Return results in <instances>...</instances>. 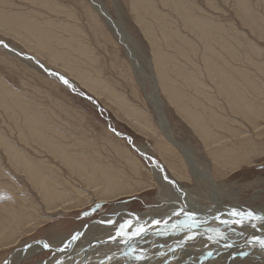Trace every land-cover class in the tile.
I'll list each match as a JSON object with an SVG mask.
<instances>
[{
    "label": "rangeland",
    "instance_id": "374dc122",
    "mask_svg": "<svg viewBox=\"0 0 264 264\" xmlns=\"http://www.w3.org/2000/svg\"><path fill=\"white\" fill-rule=\"evenodd\" d=\"M98 1L131 36L130 52L147 75L137 71L115 30L89 0H0V41L34 57L69 80L77 93L86 94L96 103L71 92L32 61L0 48V230L4 229L0 232V264L5 260L9 264L51 260L53 256L47 250L21 261L17 255L29 245L39 246L37 241L52 243L61 236L70 237L84 226L121 210L146 214L145 221H135L129 230L135 231L140 224L149 228L146 236L130 242L136 248L133 254L157 253L147 252L153 240L169 242V238H178L182 232L187 236L202 234L194 236L190 243L199 253L204 252L200 245H208L207 237L214 233L208 228L176 231L170 227L185 217L183 213L174 214L181 210L177 209L176 193L150 166L152 158L201 206L211 205L208 184L195 176L180 150L161 135L149 97L153 85L174 139L192 151L199 168H209L219 185L224 186L216 189L223 196L221 204L229 206L236 200L242 208L264 210V132L258 137L245 114L251 107L257 111L259 127L264 131V0ZM157 63L167 80L164 86L158 79ZM220 73L229 80L222 82ZM168 90H172L184 110L173 103ZM193 114L198 115L199 122L201 118L215 122L214 114L232 119L233 123L221 126L253 137L256 150H251L252 162L242 164L233 173L229 166L214 161L208 148L215 147L209 140L203 143L205 139L199 138L200 133L193 128ZM113 130L131 138L149 158L141 157ZM230 143L227 142L229 147ZM10 149L25 158L31 168H39L48 181L56 185L60 181L56 188L64 192L66 199L55 200L48 209L43 194L35 190L25 173L28 165L10 154ZM63 155L76 156L78 166L90 161L110 169L108 172L118 184L106 191L102 184L105 175L88 166L89 173L96 172L100 186L87 185L86 177L66 166ZM152 211L155 216L147 217ZM17 212L22 213L21 218ZM156 212L165 214L162 218H173L172 223L154 227L151 222L161 217ZM191 213L206 223L211 216L212 221L217 220L209 212ZM25 216L29 218L26 221ZM225 228L228 232L229 227ZM238 229L242 233L238 237L245 240L230 238L236 245L229 243L232 247L225 250L224 243L218 244L216 247L222 249L207 251H212L213 256L230 249L248 253L243 257H224L218 264H264V249L248 243L257 234L249 233L253 229L247 222ZM187 236L181 243L189 241ZM257 237L264 238V234ZM185 245L174 248L167 244V254L185 257L191 252ZM119 248L128 249L123 243L112 242L99 250L110 255ZM127 251L123 250V254ZM164 251L160 252L161 257L152 258H162L167 255H163ZM78 254L69 257L75 258L74 264H140L152 259L135 261L92 252L86 258ZM59 255L56 253L59 259L65 256ZM197 260L180 264H202L205 259Z\"/></svg>",
    "mask_w": 264,
    "mask_h": 264
},
{
    "label": "bare ground",
    "instance_id": "6f19581e",
    "mask_svg": "<svg viewBox=\"0 0 264 264\" xmlns=\"http://www.w3.org/2000/svg\"><path fill=\"white\" fill-rule=\"evenodd\" d=\"M89 1H90L91 6L93 7V9L95 11H97L98 13H100V15L106 20L108 25L112 29L115 30L114 32L117 35L119 42L123 45L124 50L126 51L128 56L130 57L132 63L134 64V67L137 69V71L142 76L147 75L145 73L144 69L141 68L137 64L135 59H133V56L130 52V48L128 46L130 43L131 36L128 35V33L120 26V24L117 21H114L111 18V16L108 14L107 9L98 0H89ZM205 31H207L206 28H205ZM204 34H206V33H204ZM209 37H210V35H209ZM32 58H34V57H32ZM37 62L40 63L39 61H37ZM40 64H42V63H40ZM156 67H157L158 72L160 73L159 77H158L159 80L161 79L160 85L164 86L166 84L167 80H166V78L163 79V75H162V71H161V68L159 66V63H157ZM45 68H46V70H48L50 72H54L53 70H50L47 67H45ZM54 73H56V72H54ZM56 74H58V73H56ZM215 75H217V72ZM219 76L222 78V82H227L229 80V79L224 78L222 73H220ZM53 78H55V77H53ZM67 81L69 82V84L72 85V83L69 80H67ZM152 81L154 82V80H152ZM65 87H67V86H65ZM151 87H152V91H151V94L149 97L153 103L154 111H155V114L157 117V124H158L159 129L161 130V135L163 137H165L168 142H170L172 145H174L176 148H178L180 150V152L182 153V155L184 156L186 161L192 166V168L195 172V176L199 177V179H202V181L205 184L207 183L209 188H210L209 200H210L211 205L210 206H201L197 199L193 198L190 194H187L182 187H180L177 183H175V181H173L172 179H170L167 176L164 169L162 168V166L157 161H156V164L159 165L158 167H156L155 165H153L152 162H150V166L153 169H155L161 175L162 179H163V176H162L160 171L163 170L164 176H167L171 181H173V184H169L167 181H165L163 179L165 184L168 185L169 187H171L176 193L175 194L176 198H178L176 200V202L179 204V207L177 209L181 208L187 212L195 211V212H197V214L199 212H209L213 216L220 217V220L231 219V217L228 216V213L233 211V210H236V211L253 210V209L242 208L236 200L233 201L229 206H223L221 204V199L223 196L221 194H218L216 192V189L217 190L222 189L224 186L219 185V183L215 179L216 176L213 174V171H211L209 168H206V167L199 168L197 163H196L195 156L192 154V151L189 150L184 144L179 143L178 141H176L174 139V137L172 135V131L169 127V124H168V122L164 116L163 104L160 100L157 87L154 85ZM67 88H69L70 90L76 91V89L74 88L73 85H72V87H67ZM229 91H230V88H229ZM168 93H169V96L172 97L173 103L177 104V107L180 110H184L185 109L184 107L179 106V100L175 99V97H174L175 95L173 94L172 90H168ZM93 102H94V104H96L94 100H93ZM235 113L237 115L239 114L238 112H235ZM245 114L248 117V119L250 120V122L253 124V126H254L253 129L256 132V135L259 137V135H261V133L264 132L261 130V127H259V125H260L259 124V117H258L259 113L255 110H253L251 107L249 109V111ZM213 118H214L216 123L213 122L212 120H205L204 118H201V120L199 122L198 115L193 114L192 120L196 123L193 126V128H195L196 131L201 134V135L199 134V138L201 136V138L205 139V141L203 143H206L207 140H209L211 142V144H213V146L215 147V149L208 148L210 151V155L212 156V159L218 163H222L223 164L222 166H224V167L229 166L230 171L235 173V172L239 171L240 166L242 164H247V163L252 162L249 158H251V155H252L251 150H253V149L256 150V144H254V139L252 136L249 137V136H245V135H239L238 133H234L233 132L234 130H232L229 126L227 127V130L224 129V126H221V125L227 124L228 122L233 123L234 121H232V119L230 120L227 117L221 118L216 114L213 115ZM34 122H36V121H34ZM214 129L219 130V131H214ZM115 132H117V131H115ZM219 132H221V133H219ZM117 134L116 135L118 137H123L126 140H127V138H129L128 136L125 137L122 133L117 132ZM227 142H231L230 147L227 145ZM128 143L136 149L135 151L137 153H139V155H141V157L149 158L140 148H137L133 144L131 138H129ZM204 145H206V144H204ZM11 150L12 149L9 150L10 154H12L14 157L21 159L24 163H26V165H28L29 162L25 158L21 157L20 154L16 153L15 151H11ZM56 151L59 153L58 149H56ZM62 159L66 163V166L68 165L72 170L78 172V174L80 176L86 177V180H84V181L87 183V185H89L93 188L99 187L100 183L98 181V177H97L95 171H92L89 173V171L87 170L88 166H91V168H94V169H99L101 174L105 175L106 179L104 180V182L102 184L104 185L106 191H109L110 189L115 187L116 184H118V181L113 177V174L108 172V170H110V169H108L106 167L97 166L96 164H94L90 161H87V163H85V164L81 163L82 165L78 166L79 163L77 161H79V160L77 159L76 156L71 157L69 155H63ZM25 173L29 177V181L32 182L35 190L39 194H43V199L45 200L48 209H51L52 204L55 200L64 201L66 199L64 192L59 191L56 188V186L60 185V181H58L57 185L54 182L48 181L47 177L42 174V172L39 168H37V167L31 168L29 165H28V170ZM53 178H56V177H53ZM57 179H59V177ZM100 198L105 199V197H100ZM253 211H255L258 215H264V210H262V209L258 208V209H254ZM116 213H117V211L113 212L111 214H107V215L103 216L102 218H100L99 220H96V222L90 223V224L84 226L83 228H81V230L79 232H82L83 235L81 236L80 241H76L78 243L75 244L77 246L75 248H77L76 250L79 251V254L76 251H74L75 248H72L73 247L72 245H71V247H69L66 250V254L62 253L59 255V253H58V255L60 257L65 255L64 258H60V259L64 260V264H74V261L72 259H75V258H69L70 256H74L75 254H78L79 256L82 255V256L88 258L90 256L91 252L95 255L97 254V255L104 256V257L113 256V258H114L115 256H118L119 258L121 257V258H129L131 260H135V259H133V257L136 256L135 254H133V253L131 255L123 254V250H128L127 248H121V249L119 248L117 251H114L113 254H110V255L103 254L99 250V249L103 248L104 246H111L112 242L109 241L108 238L110 235H115V230L119 227L118 224L124 223L128 219H132L133 224H134L137 217H139L140 222L143 219L145 221V218H146L145 217L146 214H140V213L139 214L138 213L130 214L129 213L130 214L129 215L124 210H121L120 213H117V214ZM156 213L160 214V216H161L159 218L157 217V219H160L165 215V214H162L159 212H156ZM150 215L155 216V212L147 213V217ZM17 216L19 218H21L22 213L17 212ZM112 216H113V221H116V224H114L113 227H112V225H108L106 223H100L101 221H107L108 219H112ZM27 217L28 216H25V218H26L25 221L29 219ZM166 218H162L160 220L163 221ZM203 219H205V218L203 217ZM211 219H212V216H211ZM211 219L207 218V220H206L207 223H206L205 220H202V218H197V220L200 222L199 223L200 225L201 224H205V225L197 227L195 229H199V228L200 229L201 228H208L209 230L217 229V230L225 233V235L227 237L226 241H218L217 244H213L211 242H209L208 245L201 244L200 246H204V248H203L204 252L199 253V250L197 248L196 249L192 248L193 244L190 243V240L185 241L184 243H181L182 241H184V239L187 236L186 232H182L178 236V238H176V237L172 238V239L169 238L168 239L169 242H166V240H164V239H161L159 241L160 238H156L155 240L152 241V243L154 242L153 246H151L152 248L148 249L147 252H152V251L153 252L159 251V252L150 253L149 255H146L147 259L152 258V256L153 257L154 256L155 257H158V256L161 257V255H160L161 251L165 250L163 252V255H165L169 252L167 250H169V248L171 246L176 248L177 245H180V246L183 245L184 246L185 243H189V244H186L185 246L189 247L188 249L191 250V252H187L186 253L187 255L185 257L175 256V253H171V254H167V255L163 256L162 258H152L150 260L151 262L145 261V262H142L140 264H180L185 260L198 261L197 259L204 258L207 250H209L210 248L215 247L218 250L222 249V247H219V246H218V248L216 247L218 244H223V243L228 242V243H232L233 245H236L235 243H233V241L230 240V238L235 239L238 237V235L241 233V231L238 229L239 226L238 225L231 226L228 228L229 230L227 232L225 230L226 226L221 224L220 220L219 221L218 220L212 221ZM168 220H169V223H172L171 221L173 220V218H170ZM169 223H168V225H170ZM256 223H257V228L251 227V229H253V230L250 231L249 233L253 232V233L257 234L256 236H260L261 234H264V228L260 227L259 222H256ZM216 225H219L220 227L217 228ZM195 229L192 228V230H195ZM232 230H233V232H232ZM3 231H4V229L0 230V232H3ZM95 232H99V233H101V235L105 234L106 236H101L100 234L95 235V236L91 235L92 233H95ZM198 234H200V233L193 234V235L198 236V237L203 236L202 234H200V235H198ZM241 238L242 237H238V239L240 241L245 240V239H241ZM68 239H70L69 236H61L60 238L53 241L52 245L55 248V246L61 245L62 242H66L65 240H68ZM164 241H165V243H162ZM157 243H159V244H157ZM105 244H107V245H105ZM167 244H169L170 247L167 246ZM154 245L155 246L158 245L160 248L154 247ZM181 248H182V246H181ZM40 251H42V249L40 248V245L36 246V244L35 245L33 244V245H31L30 248L28 247L27 250L25 249L23 251V253H21L22 251L19 252L17 257L19 256L18 260L21 261L22 259H25V258L32 256V254L40 253ZM171 251H174V250H171ZM242 253H244V250L230 249L229 252L225 253V254H223V253L214 254L213 259H212V256L208 257L207 259H205L202 262V264H218L224 257H226L225 259H227L229 257H234L235 255H242ZM242 257H243V255H242ZM242 257H236L235 259H241ZM67 258H69L68 261L65 260ZM195 258H197V259H195ZM93 260H95V259H93ZM137 264H139V263H137Z\"/></svg>",
    "mask_w": 264,
    "mask_h": 264
},
{
    "label": "snow or ice",
    "instance_id": "6c2138e0",
    "mask_svg": "<svg viewBox=\"0 0 264 264\" xmlns=\"http://www.w3.org/2000/svg\"><path fill=\"white\" fill-rule=\"evenodd\" d=\"M4 47H7V45H4ZM29 59H31V58H29ZM41 67H43V66L41 65ZM51 74L55 75V73H51ZM59 79L68 87H72V85L69 84V82L63 76H60ZM261 170L264 171V167H262ZM164 179L169 184H173V181H171L167 176H165ZM97 207H99V205H97ZM181 213H183L185 219L183 221H181L180 223L173 224L172 225L173 230L184 231L185 228L191 229L193 227H199L200 222L197 220L195 213L187 212V211H184L183 209H181L180 211L175 212L174 214L176 216H180ZM228 216L231 217V219L220 220V217H216V219L220 220L221 224L225 225L226 227L238 225L241 228H244L246 226V222H247V225H249L250 227L257 228L256 222H259L260 227L264 228V215H258L253 210H248V211L233 210V211L228 213ZM136 222L137 223L139 222V217L136 218ZM100 223H106L108 225H114V224H116V221L108 219L107 221H101ZM151 223L154 227L161 225V223H163L165 225V227H167L169 221L168 220L161 221L160 219H156V220H153ZM132 227H133V220L128 219L124 223H121L119 225V227L115 230V235H110L108 238V240L111 242L123 243L126 247H128V251L125 252V255H131L132 253L136 252L135 246L131 245V243H130L131 241H133L136 238L146 236L149 232V228H148L147 224H140L139 227H137L135 229V231H129L130 229H132ZM211 231L214 234L209 235L207 237L209 242L215 244L218 241H226L227 240L225 233H223L217 229H213ZM157 234H159V233H157ZM82 235H83L82 232H76L75 234L70 236V239H68L66 242H62L61 245L55 246V248L53 247L51 242L37 241V243L40 245V248L42 250H47L53 256L52 260L41 259L39 261V264H64V260L59 259L56 256V253H64L69 247H71V245L73 243L78 241ZM194 238H195L194 235H188L187 236L188 240H193ZM248 243L249 244H258L261 249H264V238L253 236L252 239H250L248 241ZM177 246L180 247V245H177ZM28 247L30 248L31 245H29ZM223 247L225 250H227V249L231 248L232 245L229 243H224ZM242 255H247V253H242ZM211 256H213V252L207 251L205 256H204V259H207L208 257H211ZM133 259L138 260V261H143V260L147 259V257L143 253H141L139 255L134 256ZM4 264H9V262L7 260H5Z\"/></svg>",
    "mask_w": 264,
    "mask_h": 264
},
{
    "label": "water",
    "instance_id": "95a60500",
    "mask_svg": "<svg viewBox=\"0 0 264 264\" xmlns=\"http://www.w3.org/2000/svg\"><path fill=\"white\" fill-rule=\"evenodd\" d=\"M4 45H7V44H5V43H3V42H0V48H2V49H4L5 51H7V52H10V53H12V54H14L15 56H17V57H19V58H21V59H23V60H25V61H32L33 63H34V65L35 66H37L38 68H40L42 71H43V73H45L47 76H50V77H55L56 79H58V82L60 83V84H62V85H65L60 79H59V77H60V75H58V74H56L55 73V75H52L51 73H54V72H50V71H48V70H46V68L42 65V64H40V63H38L34 58H32L31 56H28V55H26V54H21L19 51H17V50H14V49H12V48H10L8 45H7V47H4ZM29 58H31V59H29ZM41 65L43 66V67H41ZM65 86H67V85H65ZM68 87V86H67ZM77 91V90H76ZM75 90H71V92H73V93H77ZM78 94V96L79 97H81L82 99H84V100H87V101H90V102H92V103H94L93 102V100L89 97V96H87L86 94H84V93H77ZM96 108L100 111V107H99V105L97 106L96 105ZM115 132V131H114ZM115 134H117V132H115ZM118 135V134H117ZM124 135V134H123ZM125 137L127 136V135H124ZM127 140L129 141V138H127ZM134 150H136L133 146H131ZM150 159V161L153 163V165H155L156 167H158L159 165L158 164H156V161L154 160V159H152V158H149ZM161 172V174H162V176H163V179H164V173H163V170L162 171H160ZM165 180V179H164ZM166 181V180H165ZM130 215V214H129ZM157 219V218H156ZM169 219V217H167L166 219H164V220H168ZM169 221V220H168ZM170 227H172V226H170ZM166 231V230H165ZM167 232H169V231H167Z\"/></svg>",
    "mask_w": 264,
    "mask_h": 264
}]
</instances>
